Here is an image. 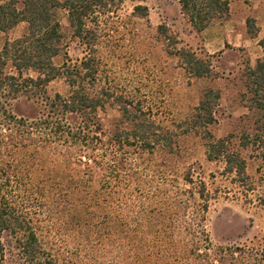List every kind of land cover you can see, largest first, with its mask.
Segmentation results:
<instances>
[{
    "label": "trees",
    "instance_id": "16d2710c",
    "mask_svg": "<svg viewBox=\"0 0 264 264\" xmlns=\"http://www.w3.org/2000/svg\"><path fill=\"white\" fill-rule=\"evenodd\" d=\"M0 1V30L8 31L23 21L28 24L24 36L7 41L0 51V264H5V231L23 235L19 247L26 264L75 262L56 252L54 256L43 247L37 222L29 211V194L36 196L34 206L46 208L49 218L54 214L64 231L83 233L89 220L101 215L93 237L79 240L78 245L84 248L76 255L85 259L101 256L104 261L96 264H104L108 257L114 264H264V243L250 247L213 242L204 223L211 197L205 182L201 181L197 190L188 173L185 182L191 187L177 188L176 194V189L168 188L156 193L148 178L134 182L132 164L127 158H119L120 153L131 149L151 153L158 146L172 150L174 144L173 132L149 119L141 101H118L122 114L109 136L112 149L103 145L94 130L93 119L112 94L105 88L90 90L96 87L101 68L95 54L100 36L93 24L126 0ZM231 1L179 3L191 26L202 32L215 19L228 17ZM60 9L67 11L74 36L85 46V56L74 66L64 62L59 67L54 62L63 52ZM133 11L147 17L149 7L137 4ZM247 22L249 31L255 32L254 20L248 18ZM260 44L264 51V37ZM175 55L196 77L212 73L210 63L191 48L176 50ZM30 70L37 71L38 76L25 77ZM59 76L69 86L66 97L48 94V83ZM244 81L250 97L248 107L255 119L252 131L242 135L241 147H254L264 167V57L255 66L248 65ZM212 93L203 94L185 132L203 130L209 137L208 159L223 162L224 173L242 183L249 177L247 158L240 149L231 147L232 136L217 139L209 129L217 120L213 99L221 98L220 91ZM20 95L41 101L37 117L15 111ZM76 164H80L78 168ZM196 193L202 204L192 210ZM101 236L108 238L98 245Z\"/></svg>",
    "mask_w": 264,
    "mask_h": 264
},
{
    "label": "rangeland",
    "instance_id": "374dc122",
    "mask_svg": "<svg viewBox=\"0 0 264 264\" xmlns=\"http://www.w3.org/2000/svg\"><path fill=\"white\" fill-rule=\"evenodd\" d=\"M137 4L149 7L147 17L133 13ZM258 12H264V0L261 4L254 0H232L228 17L215 19L205 31L198 32L182 13L179 0H126L108 14H102L93 24L100 36L101 44L95 54L101 68L96 87L91 86L90 90L96 92L105 88L112 94L98 109L92 122L94 130L103 139V145L112 149L109 136L122 114V103L118 101H141L149 119L173 132V149L158 146L151 153L131 149L118 157L127 158L132 164L134 182L148 178L156 193L168 188L176 189V194L177 188H190L191 185L185 182L188 173L195 180L197 190L200 182H205L211 197L204 223L216 245L253 247L264 243L263 160L254 147H241L242 135L252 131L255 119L248 107L250 97L244 81L246 68L255 66L257 60L264 57L260 44L264 37V18H255ZM57 14L62 24L63 52L54 58V62L59 67L64 62L74 66L85 56V46L74 36L67 11L60 9ZM248 18L254 20L255 32L249 31ZM161 25L163 29H160ZM27 29L28 24L23 21L8 31L0 30V51L7 41L24 36ZM184 47L193 49L208 61L212 73L204 77L189 73L175 55L176 50ZM24 76L36 78L38 73L30 70ZM47 90L52 97L56 93L66 97L69 86L59 76L48 83ZM211 90L212 95L220 91L221 98L219 101L213 99L217 120L209 129L217 139L232 136L231 147L240 149L247 158L249 177L242 183L234 175L224 173L223 162L208 159L209 137L203 130L185 132L194 108L199 105L203 94ZM129 107L132 109L133 105ZM14 109L19 115L37 117L41 113V101L20 95ZM78 165L75 166L78 168ZM196 196L197 199L191 202L192 210L199 209L202 204L197 193ZM34 197L28 195L29 211L37 222L41 243L48 252L54 256L56 252L70 261L73 258L74 264L104 261L101 256L88 259L76 256L78 249L84 248L78 245L79 240L87 235L93 237L94 225L99 224L97 221L102 219L101 215L90 219L83 233L80 230L64 231L54 214V218H49L46 208L34 206ZM101 237L98 245L104 244L102 240L108 238ZM22 238V234L11 231L3 233L5 264H26L19 247ZM113 262L114 259L108 257L104 264Z\"/></svg>",
    "mask_w": 264,
    "mask_h": 264
},
{
    "label": "crops",
    "instance_id": "0c3cea01",
    "mask_svg": "<svg viewBox=\"0 0 264 264\" xmlns=\"http://www.w3.org/2000/svg\"><path fill=\"white\" fill-rule=\"evenodd\" d=\"M255 2H257V4H261V2H262V0H254ZM255 18H260V19H263L264 18V12H258V15L255 17ZM208 28V27H207ZM206 28V29H207ZM205 29V30H206ZM204 30V31H205ZM262 31H263V35H264V25H263V29H262ZM262 31H261V33H262ZM203 32V31H202Z\"/></svg>",
    "mask_w": 264,
    "mask_h": 264
}]
</instances>
